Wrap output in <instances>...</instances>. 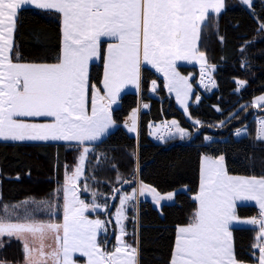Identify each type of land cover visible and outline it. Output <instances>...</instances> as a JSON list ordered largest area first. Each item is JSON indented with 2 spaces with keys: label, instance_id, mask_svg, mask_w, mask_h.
<instances>
[{
  "label": "snow or ice",
  "instance_id": "1",
  "mask_svg": "<svg viewBox=\"0 0 264 264\" xmlns=\"http://www.w3.org/2000/svg\"><path fill=\"white\" fill-rule=\"evenodd\" d=\"M242 2L252 4V0ZM24 5L55 10L61 15L63 50L57 63L13 62L18 10ZM223 7L224 0H0V139L75 140L81 144L100 139L114 125L110 105L116 102L121 89L129 83L139 85L142 63L164 72L169 90L175 91L184 104L191 85L176 71V61L194 58L206 63L198 48L201 29L210 14H218ZM103 38L113 41L106 50V95L96 89L89 110V64L101 55ZM239 84L243 87L245 82ZM256 103L264 104V96ZM24 118L51 120L36 123ZM177 131L182 137L187 135L178 125ZM258 139L264 140V121ZM89 151L83 148L80 164L63 187L62 223L0 219V240L5 236L20 240L25 264H77V254L86 257L87 264H138V245L127 244L122 238L126 234L122 223L126 219L125 205L136 198L137 192L124 195L120 201L116 216L121 238L112 251L103 250L98 242V236L106 231V222L85 215L100 207L93 204L90 209L77 195L76 181L83 174ZM138 192L150 193L157 204L171 201L174 196H161L143 183ZM195 199L199 207L191 222L178 228L170 264H241L235 257L232 238L238 224L259 225L260 242L256 247L260 249L258 262L264 264V176H230L224 156H206ZM238 202H255L259 217L240 221L236 214ZM49 214H55L51 206ZM25 234L39 239V246H30ZM48 234L56 245L51 251H45Z\"/></svg>",
  "mask_w": 264,
  "mask_h": 264
},
{
  "label": "trees",
  "instance_id": "2",
  "mask_svg": "<svg viewBox=\"0 0 264 264\" xmlns=\"http://www.w3.org/2000/svg\"><path fill=\"white\" fill-rule=\"evenodd\" d=\"M226 3L219 14H210L202 26L200 48L215 66L216 89L202 94L199 104L190 103V115L199 123L187 121L167 95L162 79L151 68L143 67L140 98L147 108L142 110L141 106L138 135L129 134L121 126L138 104V93L127 91L121 95L120 105L112 110L117 127L100 142L90 144L80 184L92 190L84 194L88 199L107 205L113 200L106 231L98 237L106 251L115 238L110 215L120 191L130 192L136 176L140 183L151 185L160 193L174 191L172 203L156 208L151 201L140 199L136 212L128 211L129 216L136 218L132 237L138 245V264H170L176 228L189 224L195 214L194 195L202 155L224 156L228 174L264 176V141L258 139L256 120L264 115V104L254 101L264 92V0H252L250 6L238 0ZM60 46L58 14L32 8L19 11L13 48L18 61L54 62ZM103 52L102 45L99 60L90 65V89L101 88ZM153 79L158 88L151 93L149 83ZM241 81L245 82L243 87ZM171 118L188 128L190 134L163 142L149 137V123ZM243 126L246 134L234 138L233 132ZM80 149L78 144L58 141H0V201L51 199L65 170L75 165ZM236 214L253 218L258 211L252 205H240ZM257 233L254 227L238 226L232 230L235 257L242 264L258 260L259 251L254 247ZM23 259L20 240L7 236L0 240V264H22Z\"/></svg>",
  "mask_w": 264,
  "mask_h": 264
},
{
  "label": "rangeland",
  "instance_id": "3",
  "mask_svg": "<svg viewBox=\"0 0 264 264\" xmlns=\"http://www.w3.org/2000/svg\"><path fill=\"white\" fill-rule=\"evenodd\" d=\"M226 4H227L226 0H224V7L221 9V11L226 7ZM244 5H246V4H244ZM212 14H216V13H212ZM201 32H202V29H201ZM200 39H201V34H200ZM200 39L198 41V48L201 52L204 53V51L200 48ZM204 55H205V53H204ZM205 58H206V55H205ZM141 66L151 68L153 71H155V73L158 75V77L162 79L163 87L165 88L167 95L173 99L175 105L182 112L184 118L187 121L191 122L192 124H197L196 123L197 120L193 119L190 115L189 105H190V103H193L196 105L199 104V102L201 101V98H202V94L211 93L212 91H214L216 89V79L214 76L215 66L212 65L211 63H209L207 61V58H206V63H202L200 60L194 59V58L188 59V60H177L176 61V71L179 72V74L182 77H186L188 79V83L191 85V91L189 93L188 98L184 101V104H182L181 101L177 99V95H176L175 91L169 90V87H168L169 81H168V78L164 75V72L159 71L157 68H155L152 65L147 64V63H142ZM142 69H141V71H142ZM153 82L155 84L154 89H153ZM213 82H214L215 86H213ZM149 88H150L151 93L155 92V90L158 88V82L156 79H153L150 81ZM96 89H97L96 87H93V89L91 91V100L96 95ZM261 96H264V92L258 94L256 97H254V101L256 102L257 98H259ZM197 98H198V100H197ZM185 104L187 105V110H185V106H184ZM119 105H120L119 102L111 104L110 105V111L112 108H115V107L117 108ZM254 106H256V105H254ZM134 109H132L130 111V113L123 119L121 126L129 134L137 136V134H138L137 119H136L137 117H136ZM111 116H112V112H111ZM112 119H113V117H112ZM256 120L258 122V124H257L258 125L257 136H258L259 131H260V123H261V121H264V115L256 117ZM173 121L176 122L175 125L173 124ZM177 125L179 126V128L183 129L185 131V133H187V135L182 137L181 134L177 131ZM116 127H117V123L114 121V125L112 127H110L108 129V131L100 139H98L96 141H87L83 144H81L75 140H72V141L49 140V141H58V142L60 141V142L75 143V144L80 145L81 149H80V152L78 154L75 165L70 170H68V169L65 170L64 178H63L62 182L53 191V196L51 197V199L25 198L22 200V202L19 203V205H21V209H19V207H15V206L10 207L9 204H13V203L7 204V203L0 201V219H3V220L8 221V222H13V223L23 222V221H25V219L42 221V222L62 223V219H63V212H62V208H63V187L66 183L67 177L71 176L75 172L77 166L80 164L79 158L83 154V148L88 147L90 150V144L100 142L102 139H104L106 137V135L109 132L114 130ZM133 127L135 128V131L130 130ZM148 130H149V132H148L149 137L155 141H158V142H163V141L168 140V139L173 138V137L185 138L190 134V130L188 128L182 126L178 122V120L175 118H171V119H168L165 121L150 123ZM237 133H239V135ZM245 134H246V129L244 126L238 128L237 130H235L233 132L234 138H239L241 136H244ZM209 139H210L209 137L206 138V140H209ZM206 156L207 155H202L201 159H200L199 184H198V190H197L196 194L194 195V199L199 194L200 184H201V172H202V167H203V163H204V157H206ZM207 157H211V156H207ZM218 157H211V158H218ZM85 161H86V159H85ZM85 161L83 164V174H84V169H85ZM136 168H137V166H136ZM83 174L76 181L77 195H78L79 199L84 201L85 204L89 205L90 209L92 208L93 204L100 205V207L96 208L94 211H91V210L86 211L85 215L89 219H93V220L100 219V220L107 222V220H106L107 218L102 219L97 214H95V212L102 211L105 208L108 209L109 204L107 205V203H105V202L98 203V202H96L97 200H95L93 198L88 199L87 197L84 196L85 193H89V191L91 192L92 190H90L87 185L85 187V186H82L80 184L81 180L83 179ZM135 178H136L135 179V186L130 192L120 191L119 198H118V200L114 206V209L110 215L111 222L113 223L115 238H114V243L109 247V251H112L114 249V247L118 246L119 240L121 238V231H120L121 225H120V223H117L116 213H117V210L120 209V207H121L120 201L124 195H131L133 192H137L136 198L132 201H129L125 205L124 216L126 217V219H123V221H122L125 232H126V234L122 238L127 244L133 245L134 247H136V243H133L134 241H133L132 233H133V229L136 225L135 224L136 218L135 217L132 218V216H129L128 211L130 210L131 212H136L137 205H138V202L140 199H147V200L151 201V203L156 208H160L161 205L164 203L167 204V203H172L174 201V196H173V199L171 201L161 200L160 203L157 204L154 200V197L150 193H145L144 195H139L138 189L140 188L141 183L138 181L137 176ZM0 180H1V178H0ZM123 183H125V182H123ZM145 185H148V184H145ZM149 186L152 187L151 185H149ZM79 187H81V188H79ZM57 190H59V191H57ZM158 193H160V192H158ZM169 193L174 194V191L167 192V193H160V195L161 196H167ZM0 196H1V194H0ZM96 198H97V196H96ZM42 201H44L46 203H41ZM88 201H89V203H88ZM195 201L197 204V206H196V210H197L199 207V202L196 199H195ZM18 202H14V203H18ZM49 206H51V209L55 212V214L52 215V219L51 218H47V219L34 218L35 217V216H33L34 214H37V215H39L40 213H42V214L47 213L48 214L49 213ZM196 210H195V212H196ZM238 218L240 221L242 219H244V218H240V217H238ZM238 225L236 227H238ZM184 226H187V225H184ZM179 227H183V226L177 227V230L175 233V241H174L172 256L174 254L175 242H176V239L178 236V228ZM25 239L27 240L29 245L32 247H37L40 244L39 239H34L31 235H28V234H25ZM256 239H257V242H256L254 247H255V249H257L259 251L258 256H260V249L258 247H256V245L260 242L259 241V231L257 233ZM44 243L46 246L45 251H51V249L56 246L54 237L51 234H48ZM172 256H171V258H172ZM25 259H26V255L24 256V260H23L22 264H25ZM76 260H77V264H87V258L86 257H79L78 254H77ZM254 264H259L258 260Z\"/></svg>",
  "mask_w": 264,
  "mask_h": 264
},
{
  "label": "crops",
  "instance_id": "4",
  "mask_svg": "<svg viewBox=\"0 0 264 264\" xmlns=\"http://www.w3.org/2000/svg\"><path fill=\"white\" fill-rule=\"evenodd\" d=\"M241 4L244 5V3L241 1V0H238ZM23 8H32V9H35V10H38V11H47V12H53V13H56L58 14V17H59V22H60V30H61V46H60V54L58 56V59L54 62H49V63H45V62H40V63H35V64H54V63H57L58 60H59V57L62 55V50H63V37H62V17L59 13H57L55 10H46V9H38L35 7V5H24L21 9ZM19 9L18 10V13L19 11L21 10ZM14 37H15V34H14ZM109 43H113L112 40H110L109 38H103L102 40V43H101V47L103 45V70H102V78H101V88H100V94L101 95H106V90L104 89V86H103V79H104V70H105V63H106V50H107V46ZM17 58V55L13 52V62H19V63H26V64H31V63H27V62H20L18 60H16ZM100 56L95 58L93 61L90 62L89 64V69H90V65L94 62H97L99 60ZM143 67L141 66V69ZM141 69H140V72H141ZM97 88V87H96ZM93 87L90 89L89 88V70H88V98H89V110L91 109V91H92ZM99 89V88H97ZM141 89V73H140V80H139V85L137 86V84L135 83H129V84H126L122 89L121 91L119 92L118 96H117V99H116V102H119V99L121 97V95L127 91H135L138 93V104H137V107L134 109L135 110V114H136V119H137V127H138V123H139V115H140V111H141V105H142V101H141V98H140V90ZM105 103H107V101H105ZM120 104V102H119ZM116 108V107H115ZM114 108L111 109V112ZM26 120H28L29 122H36V123H45V122H50L51 118H24ZM153 123V122H151ZM150 126V123L148 124V128ZM149 132V131H148ZM138 135V134H137ZM0 141H13V140H3V139H0ZM24 141H32V140H24ZM47 142H53V141H47ZM60 142V141H59ZM68 143V142H66ZM75 144V143H74ZM201 159V158H200ZM200 168V167H199ZM230 176H234V177H247V176H241V175H231L229 174ZM2 202V201H1ZM22 202L19 201L18 203H13V204H9L10 207L11 206H15V207H19V209H21V205H19V203ZM98 202V201H96ZM5 203V202H4ZM89 203V201H88ZM98 203H101V202H98ZM240 205H252L254 206L257 211H258V215L255 216L256 218L259 217V207L258 205L255 204V202H238L236 207L237 206H240ZM95 214H97L100 218L102 219H106L107 218V214H108V209H104L102 211H97L95 212ZM33 216H35L34 218H44V219H47V218H51L52 219V215H49V213L47 214H42L40 213L39 215L37 214H34ZM254 218V217H253ZM245 220H249V219H252V218H244ZM244 219H242L241 221H245ZM188 225V224H187ZM238 226H242V227H254L256 228L258 231H259V225H248V224H239ZM106 227V225H105ZM177 230V228H176ZM105 233V231L101 232V234ZM22 243V242H21ZM102 247V246H101ZM103 249V248H102ZM104 250V249H103ZM24 252V251H23ZM24 256H25V253H24ZM259 257V256H258ZM24 260V259H23Z\"/></svg>",
  "mask_w": 264,
  "mask_h": 264
},
{
  "label": "water",
  "instance_id": "5",
  "mask_svg": "<svg viewBox=\"0 0 264 264\" xmlns=\"http://www.w3.org/2000/svg\"><path fill=\"white\" fill-rule=\"evenodd\" d=\"M144 105H147L146 103L142 104V110H146L147 107H144ZM113 206V200L110 199L109 201V207H108V212L110 211V209L112 208Z\"/></svg>",
  "mask_w": 264,
  "mask_h": 264
}]
</instances>
